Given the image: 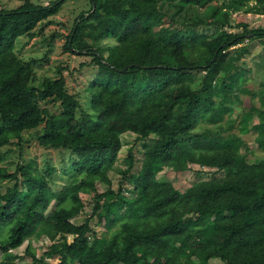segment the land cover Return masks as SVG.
Instances as JSON below:
<instances>
[{
	"label": "trees",
	"instance_id": "obj_1",
	"mask_svg": "<svg viewBox=\"0 0 264 264\" xmlns=\"http://www.w3.org/2000/svg\"><path fill=\"white\" fill-rule=\"evenodd\" d=\"M159 1L90 0L91 9L76 19L65 50L91 57L89 65L97 68L86 89L92 112L68 91L61 71L34 84L33 67L16 51L19 38L35 37L67 0H26L0 9V149L41 130L40 147L69 150L75 173L56 192L57 170L49 162L44 172L36 160L11 172L0 152V230L6 228L0 233V264H21L12 251L27 241V254L38 264H47V256L58 257L59 264H264V159L251 161L231 139L211 131L193 134L201 120H223L244 77L240 61L250 51L244 42L260 40L264 46V28L225 30L231 14L249 11L252 2L250 11L263 14L264 0L216 6L215 33L160 27ZM171 1L181 12L218 0ZM108 38L116 43L100 45ZM217 95L224 97L218 106ZM249 95L256 97L252 90ZM42 101L59 102L62 111L55 114ZM255 110L260 123L254 130L264 151V93ZM129 132L144 142V157L137 164L131 148L115 189L110 172ZM195 164L225 176L187 190L158 180L164 167L183 173ZM97 181L108 186L106 192H98ZM5 182L11 184L3 190ZM89 204L91 214L76 223ZM95 217L111 237L92 227ZM44 236L54 243L38 257L31 243Z\"/></svg>",
	"mask_w": 264,
	"mask_h": 264
},
{
	"label": "rangeland",
	"instance_id": "obj_2",
	"mask_svg": "<svg viewBox=\"0 0 264 264\" xmlns=\"http://www.w3.org/2000/svg\"><path fill=\"white\" fill-rule=\"evenodd\" d=\"M36 3L49 4L54 0H32ZM227 0H218L206 6H188L184 11L178 12L176 3L171 0H160L159 9L163 15L160 27L166 26L172 29L182 28L185 30L193 29L198 33L218 32L214 25L215 17H213L216 6L225 4ZM26 0H0V9H14ZM90 0H67L61 11L51 17L49 20L42 22L36 29L35 37L24 36L19 38L16 51L19 57L27 62L34 69V84L40 85L44 78L55 79L61 75L65 76L67 81V89L71 94H76L84 106L92 112V104L86 101L87 87L97 74V68L89 65L91 57L75 55L65 50L68 36L74 27L76 19L82 12L91 9ZM256 6L252 2L248 10L233 12L230 18V24L225 28L229 32H242L243 24H248L250 28H264V13L257 14L250 11ZM210 30V31H209ZM217 30V31H216ZM89 42H92L89 40ZM116 40L108 38L103 40L100 45H114ZM243 45H247L250 49L248 53L242 57L240 63V71H243V80L232 94V102H227L224 118L217 123L209 120H201L194 129L193 134H203L211 131L214 135L231 139L235 149L246 155L251 161L260 162L264 159V151L258 143L259 133L254 130V126L260 123V115L255 110L258 105V98L264 93V49L260 40L249 42L246 40ZM248 90V91H247ZM249 90L254 91L256 97L249 95ZM223 96L217 95L216 105L218 106ZM43 106L49 107L55 114L62 111L59 102L42 101ZM251 116V117H249ZM41 130H33L24 134V141L18 144L14 141L12 144L0 149L3 154L2 165L6 166L11 172H15L19 167L27 165L30 161L36 160L39 168L44 172L47 169L46 163L57 170L54 176L52 186L56 192L63 189L74 176L71 165L74 156L69 150L44 149L38 143V137ZM138 136L134 133H126L122 137L123 148L120 157L110 172L112 186L115 189L120 187L123 178V171L127 169V157L131 148L135 147L137 156V164L143 161L144 142L139 141ZM137 170V169H136ZM224 171L216 168L202 167L200 165H191V168L183 173L176 172L172 167H164L158 173V180L163 182H172L177 189L187 190L191 186L207 180L215 178H223ZM11 183H4L3 190ZM97 190L99 193L107 191L108 186L97 181ZM90 197V195L88 196ZM56 206V200L52 202L49 209L52 210ZM87 214H81L75 219L76 223H83L87 215L91 214L92 206L86 208ZM92 227L100 236L111 237L107 234V229L100 223L97 217L91 221ZM6 228H2L0 233H5ZM71 240L73 236L69 237ZM54 242L48 237L35 238L32 241L33 249L38 257H43ZM29 241L25 242L21 247L12 251L20 256L21 264H38L31 260V256L27 254ZM47 264H59L58 257L46 258ZM214 264H224L220 259H213Z\"/></svg>",
	"mask_w": 264,
	"mask_h": 264
}]
</instances>
